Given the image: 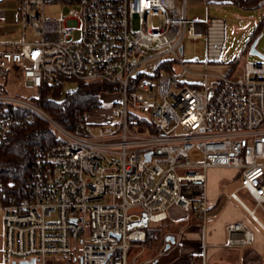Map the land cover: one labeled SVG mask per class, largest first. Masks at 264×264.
Returning <instances> with one entry per match:
<instances>
[{"label":"built area","instance_id":"built-area-1","mask_svg":"<svg viewBox=\"0 0 264 264\" xmlns=\"http://www.w3.org/2000/svg\"><path fill=\"white\" fill-rule=\"evenodd\" d=\"M188 1L208 3L18 0L23 39L5 42L10 47L0 51V77L14 68L35 86L65 78L104 81L121 96L108 118L79 112L67 127L31 99L0 93V143L35 114L55 130L48 146L33 147L27 193L0 176L4 264H158L132 247L143 246L147 228L172 207L191 210L214 166L239 170L240 186L230 195L240 199L237 191L245 189L264 209V59L246 60L237 70L238 56L228 71L213 69L223 60L227 21L190 17ZM55 3L71 7L47 16L46 5ZM186 38L206 39L203 60L185 57ZM168 61L173 69L162 66ZM193 150L200 158H191ZM197 209L204 222L214 219L202 199ZM226 230L223 245L253 241L244 220ZM207 247L200 264H207Z\"/></svg>","mask_w":264,"mask_h":264},{"label":"crops","instance_id":"crops-1","mask_svg":"<svg viewBox=\"0 0 264 264\" xmlns=\"http://www.w3.org/2000/svg\"><path fill=\"white\" fill-rule=\"evenodd\" d=\"M192 57L203 60L206 57V43L204 58H201L197 54L190 56V58ZM222 61L214 62L213 64ZM235 64L237 70L242 69L243 63L238 64L236 62ZM12 70H14V73L19 78L25 79L20 77L14 68L10 72ZM10 72L7 77L1 78L7 80ZM25 80L30 81L28 79ZM5 87L6 83H0V93L8 92ZM12 94L20 95L17 92ZM228 172H231V176L229 177L226 176ZM207 174L208 179L205 194H200L193 208L196 210L198 203L202 199L206 204L207 212L212 215L215 214L214 219L204 222L198 215L193 217L191 213L193 208L185 210L179 206L172 207L167 217L170 229L164 235L166 254L164 253L161 254L162 256L156 257L158 264H200L204 243L208 244L207 264H264V209L256 207L254 199L247 191L240 195L239 191L241 189H238L237 193L240 199H236L230 195L240 184L231 187L229 190L227 189L230 183L228 179L233 177L241 179V172L236 168L214 166L208 169ZM251 210H255L254 213L257 218L252 215ZM239 220H244L246 226L252 230L254 235L253 241L243 246L223 245L228 237L226 225ZM3 238L5 244V234L3 235V232H1V243ZM2 250L4 251V248H0L1 256ZM140 253L139 257L141 256ZM0 264L4 263L0 262ZM68 264H79V261L69 260Z\"/></svg>","mask_w":264,"mask_h":264},{"label":"rangeland","instance_id":"rangeland-1","mask_svg":"<svg viewBox=\"0 0 264 264\" xmlns=\"http://www.w3.org/2000/svg\"><path fill=\"white\" fill-rule=\"evenodd\" d=\"M179 5L183 7L182 0H177ZM208 4V6H207ZM71 7L69 3H55L48 4L45 7V14L49 17H57L66 14ZM186 9L190 17L194 15H214L222 16L227 21V39L225 45V52L223 61L213 64L211 67L220 72H226L229 68V63L238 56H241V63L246 60L260 61L263 58L255 53L250 52V43L256 37H259L257 42V48L264 53V2L254 6H244L236 0H208V3L200 1H188ZM19 3L18 0H0V50L9 48L8 44H3L10 41H20L23 39V30L18 20ZM157 22V19H155ZM33 33L27 31V38H33ZM206 39L203 38L200 41H191L186 38L184 42L185 57L187 59L192 55H200L204 58ZM154 68L153 62L150 63V67L146 69L152 71ZM79 80L67 79L65 81L63 92L73 89L78 85ZM0 83H6L5 89L8 92L19 93L22 97L31 99L33 95L37 93V87L32 84L31 81L21 79L14 73V70L10 72L8 79L0 77ZM113 89V88H112ZM121 94L118 92L104 93L103 104L100 108L87 113L93 120L101 118H108L111 114V110L115 104V101L120 98ZM192 159L200 158V152L193 150L190 154ZM231 172L228 175L231 176ZM228 185V190L240 184L241 179L231 178ZM246 193L245 189H241L239 194ZM2 209H0V248H4V238L1 243V232L5 234L4 221L2 219ZM2 244V245H1ZM164 249V237L162 240L152 246V244L146 243L143 246H133L132 252H141L140 257L146 256H162L160 251ZM166 254V253H165ZM0 262L4 263V254L2 250V256L0 252ZM72 263V262H70Z\"/></svg>","mask_w":264,"mask_h":264},{"label":"trees","instance_id":"trees-1","mask_svg":"<svg viewBox=\"0 0 264 264\" xmlns=\"http://www.w3.org/2000/svg\"><path fill=\"white\" fill-rule=\"evenodd\" d=\"M244 6L259 5L264 0H236ZM253 41V40H252ZM165 69H173V62L164 63ZM72 78H65L55 86L42 82L37 87V93L31 100L46 110L56 121L72 127L76 115L79 112L90 113L103 104V94L110 93L114 85L104 81H83L79 80L78 85L63 92L65 81ZM12 111V108H8ZM18 111H27L29 108L20 107ZM146 117H144L145 119ZM55 137V130L51 123L41 116L35 117L27 124L17 127L8 135L6 141L0 143V176L4 180H14V191L21 194L27 193L28 184L33 173V147L36 144L48 146ZM192 215L199 216L200 211L193 208ZM170 229L167 218L153 223L147 228L146 243H159L166 231Z\"/></svg>","mask_w":264,"mask_h":264},{"label":"water","instance_id":"water-1","mask_svg":"<svg viewBox=\"0 0 264 264\" xmlns=\"http://www.w3.org/2000/svg\"><path fill=\"white\" fill-rule=\"evenodd\" d=\"M259 37H256L251 43H250V52L255 53L260 55L263 59H264V53L261 52L258 48H257V42H258ZM181 49H183V46L181 47ZM24 264L28 263L26 260L23 261Z\"/></svg>","mask_w":264,"mask_h":264}]
</instances>
